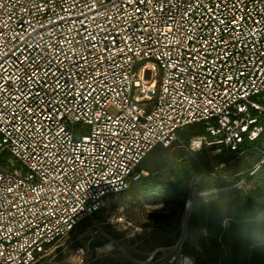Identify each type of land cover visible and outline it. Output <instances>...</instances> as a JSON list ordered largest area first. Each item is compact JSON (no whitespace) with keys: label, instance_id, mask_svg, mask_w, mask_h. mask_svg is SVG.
I'll list each match as a JSON object with an SVG mask.
<instances>
[{"label":"built area","instance_id":"obj_1","mask_svg":"<svg viewBox=\"0 0 264 264\" xmlns=\"http://www.w3.org/2000/svg\"><path fill=\"white\" fill-rule=\"evenodd\" d=\"M252 109L264 0H0V264H38L83 220L100 230L108 198L185 126L206 125L193 152L256 140Z\"/></svg>","mask_w":264,"mask_h":264},{"label":"trees","instance_id":"obj_2","mask_svg":"<svg viewBox=\"0 0 264 264\" xmlns=\"http://www.w3.org/2000/svg\"><path fill=\"white\" fill-rule=\"evenodd\" d=\"M251 111L262 133L256 140L244 139L237 150L215 145L191 151V140L208 134L205 123H194L182 128L170 146L154 147L137 167L141 178L131 187L138 183L158 202L179 207L177 216L151 232L148 253L175 247L185 228L179 253L192 264L264 263V113ZM215 149L220 152L213 155ZM241 180L242 186L235 187ZM187 201L190 210H185ZM102 211L94 217L100 224L106 223L100 220ZM89 222L83 220L78 229Z\"/></svg>","mask_w":264,"mask_h":264},{"label":"rangeland","instance_id":"obj_3","mask_svg":"<svg viewBox=\"0 0 264 264\" xmlns=\"http://www.w3.org/2000/svg\"><path fill=\"white\" fill-rule=\"evenodd\" d=\"M175 150L177 148H173L172 152ZM253 182L251 181L248 187ZM240 183L244 181L241 180L238 184ZM178 212V206H166L148 196L138 183L133 184L124 194H116L108 198L100 220L103 222L106 217L112 216L113 223L101 224L99 230L94 227L93 222H89L88 227L78 229L59 246L45 253L38 264H79L75 257L78 247L89 249L90 264H141L155 251L157 255L154 264H181L182 259L178 257L174 247H161L148 253L146 245L147 240H150L151 232L159 224L177 216ZM186 215L188 216V213ZM109 237L115 240L112 250L104 249L109 243ZM162 258L164 259L161 260ZM241 264L264 263L246 260Z\"/></svg>","mask_w":264,"mask_h":264},{"label":"water","instance_id":"obj_4","mask_svg":"<svg viewBox=\"0 0 264 264\" xmlns=\"http://www.w3.org/2000/svg\"><path fill=\"white\" fill-rule=\"evenodd\" d=\"M185 237H186V229L184 228L182 237H181L180 242H179L180 245H182L183 241H185ZM141 264H146V263H141Z\"/></svg>","mask_w":264,"mask_h":264},{"label":"bare ground","instance_id":"obj_5","mask_svg":"<svg viewBox=\"0 0 264 264\" xmlns=\"http://www.w3.org/2000/svg\"><path fill=\"white\" fill-rule=\"evenodd\" d=\"M106 250H112V244H107L106 247H104Z\"/></svg>","mask_w":264,"mask_h":264},{"label":"crops","instance_id":"obj_6","mask_svg":"<svg viewBox=\"0 0 264 264\" xmlns=\"http://www.w3.org/2000/svg\"><path fill=\"white\" fill-rule=\"evenodd\" d=\"M112 249H113V246H112Z\"/></svg>","mask_w":264,"mask_h":264}]
</instances>
